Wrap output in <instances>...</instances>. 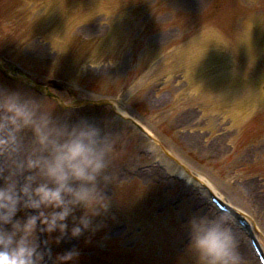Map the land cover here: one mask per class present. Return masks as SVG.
<instances>
[{
    "label": "rangeland",
    "instance_id": "rangeland-1",
    "mask_svg": "<svg viewBox=\"0 0 264 264\" xmlns=\"http://www.w3.org/2000/svg\"><path fill=\"white\" fill-rule=\"evenodd\" d=\"M110 3L111 11L120 16L113 25L116 44L97 45L96 54L81 64L92 68V85L98 84L105 92L115 94L117 102L127 110L131 98L125 93L138 94L134 96L141 99L142 107L133 116L151 127L174 157L185 160L195 172L206 173L217 187L219 185L249 211L252 190L262 188L259 190L264 191V91L255 89H259L262 81V73L257 74L264 64V45L256 47L254 52L258 60L256 66L250 65L254 73L240 72L231 48L216 39L194 46L212 57L214 63L192 68L191 60L195 63L199 59L189 54L186 46L195 38L205 36V29L217 28L228 40L235 39L236 31L245 17L254 12L253 8H257L256 16L263 20L264 26V0H110ZM142 3L146 10L138 8ZM20 22V17H3L0 30L14 28ZM28 43L32 42L26 41L23 47ZM41 44L36 47L41 48ZM30 50L38 51L36 48ZM186 61H189L188 66L181 67ZM245 66L248 65L244 63ZM250 68L245 70L249 72ZM234 72L249 79L254 77V80L236 85L240 81L234 80ZM220 73L222 75L218 76ZM225 75H229L225 80L227 84L221 81ZM103 76L106 84L100 85ZM203 84L199 93L197 87ZM230 84L238 87L234 89L238 101L233 100L237 102L232 109L224 102L230 97L226 96L224 87ZM210 85H214L211 91L206 89ZM257 92L261 98L257 97ZM98 128L103 135L102 127ZM123 129L125 134L109 136L114 140V151L106 175L113 178L99 183L108 201L107 210L92 216L89 229L78 238L65 235L53 246H47L50 255L45 258L51 259L52 254L58 257L72 250L89 256L91 249L119 246L126 258L124 262L133 256L138 262L142 260L141 264H148L145 258L153 241L158 251L153 264H199L195 254L189 251L186 225L195 214L211 216V213L206 209L205 213L200 209L194 212L188 200L179 205L174 201L180 193L181 182L175 180V184L159 174L150 178L134 172L136 165L147 159L130 156L137 153L138 142L136 136ZM181 131H186L184 136L189 138H192L188 135L191 132L193 139L184 143ZM121 146L126 150H119ZM121 159H125L124 166L117 164ZM130 162L131 168H135L133 172L127 169ZM116 170L122 172L117 176ZM261 199L264 202L262 196ZM27 211L18 212V218L24 219ZM74 215L78 218L82 214L75 211ZM105 216L110 221L108 227L100 221ZM263 219L260 217L261 228ZM69 221H72L71 226L68 224L70 230L74 224L72 217ZM95 228L99 229L94 231ZM101 230L107 231L108 240L100 239ZM55 234L60 237L59 232ZM42 236L46 240V233ZM93 239L96 244L83 247L84 240ZM43 249L46 247L40 242V250Z\"/></svg>",
    "mask_w": 264,
    "mask_h": 264
},
{
    "label": "clouds",
    "instance_id": "clouds-1",
    "mask_svg": "<svg viewBox=\"0 0 264 264\" xmlns=\"http://www.w3.org/2000/svg\"><path fill=\"white\" fill-rule=\"evenodd\" d=\"M53 105L18 92L0 90V264H44L37 233L78 238L91 217L107 210L99 187L112 161L114 140L87 122L53 118ZM77 209H83L78 218ZM26 212L24 219L18 212ZM74 224L69 230L68 218ZM228 208L195 214L187 221L189 251L199 264H242ZM47 243L46 241L44 242ZM75 250L57 257L68 264Z\"/></svg>",
    "mask_w": 264,
    "mask_h": 264
},
{
    "label": "bare ground",
    "instance_id": "bare-ground-1",
    "mask_svg": "<svg viewBox=\"0 0 264 264\" xmlns=\"http://www.w3.org/2000/svg\"><path fill=\"white\" fill-rule=\"evenodd\" d=\"M189 52V54H191L192 52L190 51V50H188ZM203 61V59H199V61H197L196 62V67L197 68H200V67H202L203 65H204V62H202ZM203 86H204V84L203 85H201V86H198L197 87V91L199 92V93H201L202 92V90H203ZM224 102H226V103H228L227 104V106L230 108V109H232V108H234V107H236V105H235V103L233 102V101H230V100H224ZM189 132V131H188ZM190 137H192V138H189V137H186V136H184V139L186 140V141H191L192 139H193V134L190 132L189 134H188ZM193 145H197V144H193ZM181 161V162H180ZM179 162L183 165V166H185L186 164L182 161V160H180ZM185 164V165H184ZM180 167V166H179ZM180 168H182V167H180ZM198 176H199V180H201L202 182H205L208 186H210L212 189H214L215 190V192L218 194V196L223 200V201H225L228 205H230L231 207H233L234 209H237V210H239V208H237L236 206L237 205H235L232 201H230L228 198H226L225 196H224V194L226 195H229L230 196V194L227 192V193H225L224 191H223V193H222V188L218 185V187L221 189V191L219 190V188L212 182V180L209 178V177H207V175H206V173H199L198 174ZM226 195V196H227ZM233 198V197H232ZM260 206H261V203H260ZM213 215H215L214 213H212ZM257 230V233L259 234V236H260V240L262 241V244L264 245V233L262 232V231H260L259 230V228L257 227L256 228ZM239 250V253H240V255H242V253H243V249L241 250V249H238ZM245 259V258H244Z\"/></svg>",
    "mask_w": 264,
    "mask_h": 264
}]
</instances>
